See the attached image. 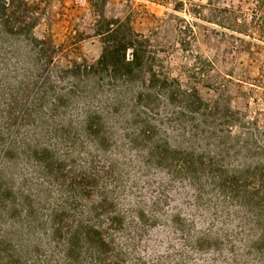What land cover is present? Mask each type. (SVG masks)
<instances>
[{"label": "rangeland", "instance_id": "rangeland-1", "mask_svg": "<svg viewBox=\"0 0 264 264\" xmlns=\"http://www.w3.org/2000/svg\"><path fill=\"white\" fill-rule=\"evenodd\" d=\"M28 1L0 35V236L39 263L68 264L83 225L106 264H264V43L203 0H108L174 80L134 101L82 71L102 50L86 0Z\"/></svg>", "mask_w": 264, "mask_h": 264}, {"label": "trees", "instance_id": "trees-1", "mask_svg": "<svg viewBox=\"0 0 264 264\" xmlns=\"http://www.w3.org/2000/svg\"><path fill=\"white\" fill-rule=\"evenodd\" d=\"M16 1L18 2V0H0V35L5 39L14 33V26L22 29L20 25H14L13 21L17 7H23L24 15L25 11H30L33 7L28 0H23V3L21 0L18 6ZM249 1L251 7L247 17L241 5L223 6L218 4V0H203L200 9L206 10L207 20L231 31V36L236 41L243 42L244 36H247L250 40L264 43V0ZM86 2L94 17L93 30L100 38L102 50L94 63L83 65L82 71L90 75L98 87H102L106 81L113 87L117 86L125 94L131 95L133 99L135 98L134 101L141 100L146 90L151 93L160 92L166 97L173 93L171 85L174 80L160 65H157L158 57L150 49L149 40L135 31L131 21L127 17L106 15L108 0H86ZM180 3L183 4L182 1ZM30 38L37 43L33 31H30ZM5 203V198L0 197V222L7 218ZM28 225L32 224L28 223ZM86 240H90L89 232L83 225L78 226L75 235L68 237L65 253L68 264L79 261L82 264H106V258L92 249ZM14 244L6 235L0 236V264H49L45 259L40 263L38 260H33L35 253ZM34 251L37 253L38 250L34 249Z\"/></svg>", "mask_w": 264, "mask_h": 264}]
</instances>
